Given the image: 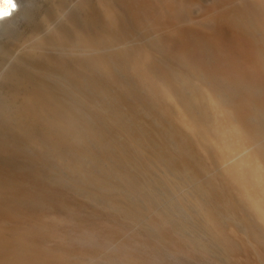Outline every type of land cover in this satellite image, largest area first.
I'll list each match as a JSON object with an SVG mask.
<instances>
[{
  "label": "bare ground",
  "instance_id": "1",
  "mask_svg": "<svg viewBox=\"0 0 264 264\" xmlns=\"http://www.w3.org/2000/svg\"><path fill=\"white\" fill-rule=\"evenodd\" d=\"M0 12V264H264V0Z\"/></svg>",
  "mask_w": 264,
  "mask_h": 264
},
{
  "label": "rangeland",
  "instance_id": "2",
  "mask_svg": "<svg viewBox=\"0 0 264 264\" xmlns=\"http://www.w3.org/2000/svg\"><path fill=\"white\" fill-rule=\"evenodd\" d=\"M13 11H15V10H13ZM10 17V14H9V16H8V18ZM7 18V17H6ZM6 18H3V19H1V20H4V19H6Z\"/></svg>",
  "mask_w": 264,
  "mask_h": 264
},
{
  "label": "clouds",
  "instance_id": "3",
  "mask_svg": "<svg viewBox=\"0 0 264 264\" xmlns=\"http://www.w3.org/2000/svg\"><path fill=\"white\" fill-rule=\"evenodd\" d=\"M4 13L3 12H0V15H3Z\"/></svg>",
  "mask_w": 264,
  "mask_h": 264
}]
</instances>
